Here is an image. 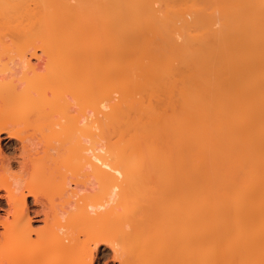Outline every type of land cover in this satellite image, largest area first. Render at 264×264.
Listing matches in <instances>:
<instances>
[{
  "label": "bare ground",
  "instance_id": "1",
  "mask_svg": "<svg viewBox=\"0 0 264 264\" xmlns=\"http://www.w3.org/2000/svg\"><path fill=\"white\" fill-rule=\"evenodd\" d=\"M32 1L0 0V264H264V0Z\"/></svg>",
  "mask_w": 264,
  "mask_h": 264
},
{
  "label": "rangeland",
  "instance_id": "2",
  "mask_svg": "<svg viewBox=\"0 0 264 264\" xmlns=\"http://www.w3.org/2000/svg\"><path fill=\"white\" fill-rule=\"evenodd\" d=\"M31 1L28 0V2L30 4H32V2H33V1L32 2ZM32 5L34 6V4H32ZM28 6H29V4H28ZM41 197H43V196H41ZM41 199L42 200H45V196H44V198H41ZM28 204L30 206V209L32 208L31 210H33V208L34 209L36 208L35 210H37L39 208V206L41 208V203L35 204L33 202V198L32 197H28ZM5 206L6 205H5L4 201L1 202V200H0V208L1 207L3 208ZM0 211L3 212V209L0 210ZM31 216H32V218H37L38 217L37 215H35V213H33V211H31ZM41 224H42L41 222H34L33 223L34 226H39V225L41 226ZM101 251H103V252L102 253H98L96 255V259L97 260L95 259L94 264H120V262L118 261V259L114 256V252H113L112 249H110L109 247L102 246L101 247Z\"/></svg>",
  "mask_w": 264,
  "mask_h": 264
},
{
  "label": "clouds",
  "instance_id": "3",
  "mask_svg": "<svg viewBox=\"0 0 264 264\" xmlns=\"http://www.w3.org/2000/svg\"><path fill=\"white\" fill-rule=\"evenodd\" d=\"M61 231H63V229H61Z\"/></svg>",
  "mask_w": 264,
  "mask_h": 264
}]
</instances>
